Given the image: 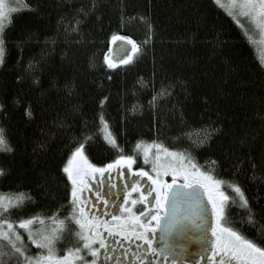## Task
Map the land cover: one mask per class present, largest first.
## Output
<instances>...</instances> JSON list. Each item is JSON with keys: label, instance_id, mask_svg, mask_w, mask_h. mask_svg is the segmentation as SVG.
I'll use <instances>...</instances> for the list:
<instances>
[{"label": "trees", "instance_id": "16d2710c", "mask_svg": "<svg viewBox=\"0 0 264 264\" xmlns=\"http://www.w3.org/2000/svg\"><path fill=\"white\" fill-rule=\"evenodd\" d=\"M28 2L33 9L12 13L0 65V103L6 105L0 127L14 147L11 153L0 152V166L8 170L0 176V191L31 196L10 210L11 216L66 214L71 183L63 163L85 125L93 133L85 145L93 163L134 154L140 164L137 141L187 148L214 120L220 130L193 155L201 163L215 156L217 174L241 184L256 217L243 230L264 239L257 231L264 227V69L245 28L214 0H94V8L81 16L79 32H65L61 17L93 0ZM115 32L131 36L142 50L129 64L108 70L103 55L109 48L112 52ZM69 82L75 85L71 92L65 87ZM169 83L175 85L171 94L152 101ZM101 111L122 152L97 131ZM237 157L245 159L243 165L236 166ZM247 157L255 160V170ZM243 215L239 202L226 205V219ZM57 246L65 252L68 245L59 241ZM35 252L30 245V253ZM7 264L15 261L7 259Z\"/></svg>", "mask_w": 264, "mask_h": 264}, {"label": "snow or ice", "instance_id": "6c2138e0", "mask_svg": "<svg viewBox=\"0 0 264 264\" xmlns=\"http://www.w3.org/2000/svg\"><path fill=\"white\" fill-rule=\"evenodd\" d=\"M214 3L220 8L227 9L229 15H232L236 23L246 31L241 17L247 18L248 23L264 35V0H214ZM94 6L93 0L87 8L81 7L72 16L61 17L63 30L79 32L81 16H86ZM33 7L28 0H19L15 6L7 5L5 0H0V65L5 62L6 28L13 21L12 13L18 9L31 10ZM148 36H151V32ZM110 40L113 44L118 41L129 42L131 47L121 57L115 59L109 54L111 52L109 48L103 55V62L108 70L117 69L118 65L129 64L133 61L134 54L142 50L141 45L131 36L121 35L119 32L113 33ZM261 67L264 69V63ZM108 79H111L110 74ZM65 87L71 92L75 85L69 82ZM174 87L172 83L162 84L152 97V101L158 96L170 95ZM107 100L108 96L105 95L100 98L99 104L103 106ZM0 110L6 111V105L0 103ZM26 112L28 115L32 114L29 109H26ZM220 128L221 125L217 121L209 122L187 148L167 147L156 140L137 141L135 148L142 149L144 162L149 163V156L153 159L151 172L140 167L133 169V173H138L140 177H148L152 184L141 191L143 186L139 178L134 176L131 182H125L128 197L125 198L123 205L118 206L120 211L112 212L110 219L105 220L104 217L109 214L110 207L115 205V201H110L96 189L97 197L103 201V205L89 203L91 197L85 195L84 189L93 190L88 181L103 178L105 173L111 177L114 169L122 176L126 169H120L119 166L127 165V168L131 169L135 155L121 154L107 163H93L85 153V145L93 137V133L85 125L84 131L76 138L66 162L63 163L62 170L71 183L65 215H60L57 210L51 216L34 214L14 218L10 210L22 206L26 200L31 199L30 193L0 192V264H7V259L14 260L15 264H98V262L102 264L100 261L102 255L106 259L113 258L115 264H120L119 259L113 256L114 249L108 247L105 233L102 231L105 228L108 230L107 235L116 232L128 240L135 237L136 241L143 242L136 243L131 251V257L139 264H144L146 260L150 261V264L152 261H155V264H193L192 261L185 259L186 256L192 255L190 251L182 248L178 252L169 243L172 233L178 227L183 228L189 223L198 229L197 239L201 245L196 250L193 261L197 258L203 261L205 253H210L214 264H264V239L257 241L247 236L243 230L244 223L250 225L256 223L255 212L249 204L244 188L234 177L225 178L217 174L220 161L215 156H210L201 163L193 155V150L200 144L208 143ZM97 131L103 132L109 143L123 151L112 134L103 111L99 113ZM153 148L157 149L155 153L152 152ZM13 151V144L5 128L0 127V152ZM246 159L255 170V160L252 157ZM244 162L245 159L237 157L236 166H241ZM7 172L6 168L0 166V176H6ZM169 173L171 179H165ZM129 183L131 187H128ZM225 185L232 190L231 195L225 190ZM132 192H139V196L133 198ZM153 193L154 199L149 201L147 197ZM138 201L148 205L142 212L134 210L133 206ZM229 202H239L244 211V215L238 217L236 221L226 219V205ZM98 206L103 208L99 216L95 214ZM209 211L214 215V224L205 221V214ZM45 221H49L50 226H46ZM257 231L264 236V227ZM66 232L73 237L71 241L66 239ZM24 233H27V240ZM157 235L159 241L153 246ZM59 241H64L68 245L64 255L57 254ZM30 245H36L40 251L30 253ZM141 250L152 253V256L142 255ZM120 255L128 256L129 253L121 252Z\"/></svg>", "mask_w": 264, "mask_h": 264}, {"label": "flooded vegetation", "instance_id": "af4514ba", "mask_svg": "<svg viewBox=\"0 0 264 264\" xmlns=\"http://www.w3.org/2000/svg\"><path fill=\"white\" fill-rule=\"evenodd\" d=\"M133 176H131V172L128 170H125L123 175H119L118 170L114 169L112 171L111 177L108 173H105V176L103 178H98L97 180H89L88 182L92 185L93 190H85V195L88 197H91V200L89 203L96 202L98 205H103V201H100L97 197L96 189H99L101 195H106L107 198L109 196L107 195V191H110V195L112 196L111 201H115V205L110 207L109 214L105 216V220L110 219L112 212H119L120 208L118 206L124 204V200L126 197H128L129 192L127 188L125 187V182H131L133 180ZM131 183L128 184V187H131ZM135 194V192H132L131 195ZM153 196H149L148 200L153 201ZM142 204V202L140 201ZM130 206V201H129ZM146 207L148 205H145ZM154 211V209H153ZM103 212V208L99 207L95 210L96 215H101ZM102 231L105 233V238L108 244L109 248L114 249L113 256L116 259H119L120 264H139L138 261H136L134 258L131 257V251L135 247L136 243H143L141 241H136V238L133 237L132 240H128L126 237L120 236L118 233L113 232L111 235H107V229H102ZM159 235H157V240L154 241L153 246H156V243L158 241ZM101 252H104V249L101 250ZM121 252H128V256H121ZM142 255H148L149 257L152 256V253H145L141 250ZM158 255V254H157ZM100 261L102 264H115V259L113 258H105L103 255L100 258ZM208 261H213L211 258L210 253H205V260L199 261L197 260L193 264H199L201 262L202 264H207ZM100 264V262H98ZM144 264H150V261L146 260ZM151 264H155V261H152Z\"/></svg>", "mask_w": 264, "mask_h": 264}, {"label": "rangeland", "instance_id": "374dc122", "mask_svg": "<svg viewBox=\"0 0 264 264\" xmlns=\"http://www.w3.org/2000/svg\"><path fill=\"white\" fill-rule=\"evenodd\" d=\"M18 2H19V0H5V3L7 5H10V6H15V5L18 4ZM225 10L228 12L227 9H225ZM241 22L245 24V27L247 28V33L250 35L251 40L253 41V43L255 44V46L258 49L259 58L261 59L262 63H264V35H262L256 28H254L251 24H249L248 21H247V18L241 17ZM130 47H131V45H130L129 42L118 41V42H116V43H114L112 45V52L110 53V55L114 59L118 58V57H121L127 50L130 49ZM156 151H157V149H155V148L152 149L153 153H155ZM140 152L142 154V159H141V163L140 164H136V161H135L132 164L131 169H128L127 165H121L119 167H120V169H126V170L130 171L131 172V176H133V177L135 176L136 178H139L140 181H141V184L143 186L140 190L143 191L145 188L149 187L152 184V182H151V180L148 179V177H140L138 173H133V169L144 167L146 170H149L151 172V160L153 159V157L149 156V163H145L142 149H140ZM165 179H171V174L169 173V175L166 176ZM224 187H227V185H225ZM85 190H87V189L86 188L84 189V193H85ZM0 192H2V191H0ZM5 193H8V192H5ZM107 195L109 196L108 199L111 201L112 200V196L110 195V191L109 190L107 191ZM131 196L133 198H136V197L139 196V192H135V194H133ZM152 196L154 198L155 193H153ZM133 207H134V210L136 212H142L143 208L146 207V206L141 204L140 201H138L136 203V205H134ZM104 219H105V217H104ZM214 222H215V218H214V215H213V224H214ZM38 226L39 225H34V227H38ZM46 226H50V224H46ZM26 235H27V233H26ZM34 246L36 248V252L35 253L39 252L40 249L36 245H34ZM57 249H58V252H57L58 255H64L65 254V252H61L59 250L58 246H57ZM199 264H202V263L199 262Z\"/></svg>", "mask_w": 264, "mask_h": 264}, {"label": "water", "instance_id": "95a60500", "mask_svg": "<svg viewBox=\"0 0 264 264\" xmlns=\"http://www.w3.org/2000/svg\"><path fill=\"white\" fill-rule=\"evenodd\" d=\"M208 207L210 209V205H208ZM205 221L207 223H213V214L210 211L205 214ZM198 236V229H196L195 226L189 223L183 228L178 227L177 230H175L169 237V243L173 245L178 252L182 248H186L188 251H190L192 255L186 256L185 259H188L189 261H192L194 263L198 260L197 258L195 261H193L195 252L201 246L200 241L197 239Z\"/></svg>", "mask_w": 264, "mask_h": 264}]
</instances>
